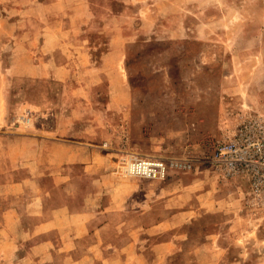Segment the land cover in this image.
<instances>
[{"label": "rangeland", "instance_id": "rangeland-1", "mask_svg": "<svg viewBox=\"0 0 264 264\" xmlns=\"http://www.w3.org/2000/svg\"><path fill=\"white\" fill-rule=\"evenodd\" d=\"M244 117L264 0H0V264H264V207L205 163ZM131 156L192 168L125 176Z\"/></svg>", "mask_w": 264, "mask_h": 264}, {"label": "built area", "instance_id": "built-area-1", "mask_svg": "<svg viewBox=\"0 0 264 264\" xmlns=\"http://www.w3.org/2000/svg\"><path fill=\"white\" fill-rule=\"evenodd\" d=\"M205 163L213 173L225 180L244 177L247 180L250 203L264 207V121L260 117H244L232 134L213 145ZM189 161L128 157L119 160L125 176L164 182L173 169L188 171Z\"/></svg>", "mask_w": 264, "mask_h": 264}, {"label": "crops", "instance_id": "crops-1", "mask_svg": "<svg viewBox=\"0 0 264 264\" xmlns=\"http://www.w3.org/2000/svg\"><path fill=\"white\" fill-rule=\"evenodd\" d=\"M110 85L114 88V90H113L114 94L110 97V104H111L110 107H111V109L116 111V110H119L121 108H126L129 105H131V107H132L133 99H132V96L130 95V89H129L127 83H125L123 81V79L122 80L120 79L119 81H116V82L112 81V83H110ZM167 100L168 99L164 100V102L167 101ZM198 101H200V99L199 98H195V100H194L195 105H194V108H193L192 112L189 114V118L194 116L195 118H198V119L199 118L204 119V117H202L203 116L202 113H200L201 112V110H200L201 107L199 106ZM212 112H214V113H211L212 116H214V118L217 119V117H219V115H220L219 114L220 111L217 110V108H216V109H214V111L212 110ZM178 115H179V118H181V119L186 118V119H184L185 121H184V124L182 125V127L183 126L186 127L185 131L191 129L190 132H193V130L195 132L200 127L203 128L202 127V125H204V121L203 120H199L198 124H194V125H192L190 123L187 124L186 122L189 119L187 118L188 115L186 114L185 110H182L180 112V114H178ZM210 116L211 115L208 114V115L205 116V118L210 117ZM215 130H216V124L213 125L211 131L214 133Z\"/></svg>", "mask_w": 264, "mask_h": 264}]
</instances>
